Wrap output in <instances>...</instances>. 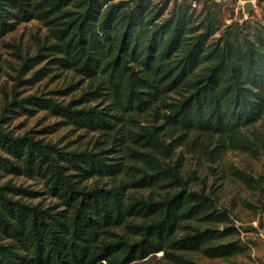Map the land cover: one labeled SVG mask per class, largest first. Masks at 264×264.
I'll return each instance as SVG.
<instances>
[{
  "label": "trees",
  "instance_id": "16d2710c",
  "mask_svg": "<svg viewBox=\"0 0 264 264\" xmlns=\"http://www.w3.org/2000/svg\"><path fill=\"white\" fill-rule=\"evenodd\" d=\"M234 2L0 0V37L30 20L46 28L34 53L19 55L0 104V177H9L0 181V264L249 255L255 240L245 234L263 222L240 227L211 192L191 188L199 177L182 172L180 154H264V12L244 18ZM54 70L71 84L49 93L68 99L27 92ZM38 111L94 136L68 146L37 136L52 125L15 130V118ZM231 173L262 188L261 175ZM12 177L40 179L42 190ZM41 194L56 202L35 201Z\"/></svg>",
  "mask_w": 264,
  "mask_h": 264
},
{
  "label": "rangeland",
  "instance_id": "374dc122",
  "mask_svg": "<svg viewBox=\"0 0 264 264\" xmlns=\"http://www.w3.org/2000/svg\"><path fill=\"white\" fill-rule=\"evenodd\" d=\"M248 0H235L236 10L240 9L244 18L250 17L253 13L259 16L264 12V1L257 5V0H250L252 5L247 13L244 12L243 4ZM232 2V0H225ZM46 28L37 20H30L17 25L16 29L0 37V104L7 92H10L11 86L15 83L13 79L18 74L20 64L19 55L32 54L36 48V42L42 40L45 36ZM42 64L35 66L34 69L41 67ZM33 69V70H34ZM32 72V70H31ZM31 72L22 75L23 78L29 77ZM54 70L43 76L36 78L33 85L27 90L41 91L45 93L56 92L58 89L69 86L70 73L57 74ZM69 78V79H68ZM58 99H68L69 96L49 93ZM17 125L15 130L22 131L26 129L38 130L49 126L51 132L38 133L37 136L57 142L59 145L83 146L87 140H90L92 134L77 130L69 125L63 124L58 117L52 116L45 111H38L32 116H19L12 121ZM19 126V127H18ZM258 127L261 125L258 124ZM180 154L185 156L182 172L188 174L194 171L199 178L195 181L190 180L191 188H203L206 192H211L220 207L229 208L236 224L240 227L253 225L257 226L258 221L264 224V154L253 157L246 152L229 151L224 153L220 160L206 162L194 155L187 156L184 150ZM232 167L240 169L253 177L261 175L263 178L262 188L250 190L232 173ZM9 178L0 177L1 180ZM12 182L29 185L30 188L42 190L40 179H29L24 177H12ZM41 200L43 205L54 204L56 201L46 194L39 195L35 201ZM255 240L250 244L249 255H240L231 260H214L212 264H231L236 261L239 264H264V229L258 233L252 231L245 234V238ZM257 237H261L259 240ZM161 253H158L160 255ZM138 264H143L139 262ZM159 264H168L160 261Z\"/></svg>",
  "mask_w": 264,
  "mask_h": 264
},
{
  "label": "water",
  "instance_id": "95a60500",
  "mask_svg": "<svg viewBox=\"0 0 264 264\" xmlns=\"http://www.w3.org/2000/svg\"><path fill=\"white\" fill-rule=\"evenodd\" d=\"M251 5H252V3H251L250 0L244 2L243 7H244V12H245V13L248 12V10L251 8Z\"/></svg>",
  "mask_w": 264,
  "mask_h": 264
}]
</instances>
